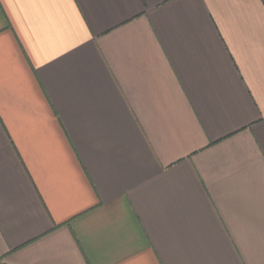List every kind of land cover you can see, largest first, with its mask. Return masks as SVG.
Wrapping results in <instances>:
<instances>
[{
  "label": "crops",
  "instance_id": "0c3cea01",
  "mask_svg": "<svg viewBox=\"0 0 264 264\" xmlns=\"http://www.w3.org/2000/svg\"><path fill=\"white\" fill-rule=\"evenodd\" d=\"M0 264H264V0H0Z\"/></svg>",
  "mask_w": 264,
  "mask_h": 264
}]
</instances>
